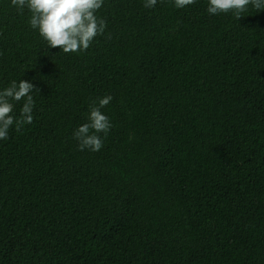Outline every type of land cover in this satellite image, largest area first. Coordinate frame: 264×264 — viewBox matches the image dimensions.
Returning a JSON list of instances; mask_svg holds the SVG:
<instances>
[{"label": "trees", "instance_id": "trees-1", "mask_svg": "<svg viewBox=\"0 0 264 264\" xmlns=\"http://www.w3.org/2000/svg\"><path fill=\"white\" fill-rule=\"evenodd\" d=\"M207 7L104 0V35L65 54L0 0V90H40L0 140V264H264V11Z\"/></svg>", "mask_w": 264, "mask_h": 264}, {"label": "clouds", "instance_id": "clouds-1", "mask_svg": "<svg viewBox=\"0 0 264 264\" xmlns=\"http://www.w3.org/2000/svg\"><path fill=\"white\" fill-rule=\"evenodd\" d=\"M158 0H144L145 8H153ZM163 2V0H161ZM178 9L193 5L197 0H172ZM104 0H11V5L23 13H30L29 25L37 30L49 48H59L65 54L86 51L97 36L104 35L107 21L98 16ZM249 6L264 11V0H208L207 12L210 15L232 13L239 20ZM40 90L29 81L13 80L7 88L0 90V140L8 138L9 129L15 125L17 131L33 122L35 101L32 93ZM113 97L106 95L89 106L87 122L73 133L79 150L100 151L103 139L112 125L102 112ZM23 101L19 116L15 115L16 104Z\"/></svg>", "mask_w": 264, "mask_h": 264}]
</instances>
